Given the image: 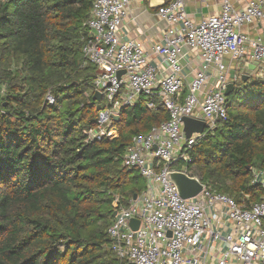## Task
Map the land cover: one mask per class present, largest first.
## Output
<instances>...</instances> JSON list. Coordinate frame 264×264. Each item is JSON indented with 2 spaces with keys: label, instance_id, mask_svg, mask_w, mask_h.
Masks as SVG:
<instances>
[{
  "label": "trees",
  "instance_id": "16d2710c",
  "mask_svg": "<svg viewBox=\"0 0 264 264\" xmlns=\"http://www.w3.org/2000/svg\"><path fill=\"white\" fill-rule=\"evenodd\" d=\"M92 2L0 0V264H124L106 233L113 195L126 204L144 181L120 158L169 115L142 95L120 110L116 138L85 143L103 107L82 56ZM226 99L227 120L192 147L187 173L249 207L264 195L252 183L264 171V85L241 80Z\"/></svg>",
  "mask_w": 264,
  "mask_h": 264
},
{
  "label": "built area",
  "instance_id": "2783aa9c",
  "mask_svg": "<svg viewBox=\"0 0 264 264\" xmlns=\"http://www.w3.org/2000/svg\"><path fill=\"white\" fill-rule=\"evenodd\" d=\"M156 1L164 29L161 42L151 47L152 58L139 43L119 36L128 0H93L85 23L82 56L96 69L92 92L103 103L96 125L84 131L85 143L116 138L113 117L142 95L156 97L169 115L134 136L120 158L122 167L138 171L144 187L126 204L113 195L115 215L106 231L110 250L124 264H264V195L246 207L198 180L200 193L182 199L166 180L173 171L189 176L192 147L227 120L224 93L230 82L239 83L254 65V81L264 85V25L256 37L242 31L264 21V0H249L240 11L223 0L218 15L199 22L188 17L187 0ZM186 61L196 62L188 82ZM5 93L0 82V97ZM45 99L54 104L50 94ZM183 118L203 122V132L186 137ZM252 183L264 190V171L256 172ZM131 220L138 222L136 230Z\"/></svg>",
  "mask_w": 264,
  "mask_h": 264
},
{
  "label": "crops",
  "instance_id": "0c3cea01",
  "mask_svg": "<svg viewBox=\"0 0 264 264\" xmlns=\"http://www.w3.org/2000/svg\"><path fill=\"white\" fill-rule=\"evenodd\" d=\"M234 10L240 11L246 7L249 0H228ZM127 17L119 30V36L123 40H130L139 43L146 52L151 51V47L161 42V32L164 24L159 21L156 11L159 3L156 0H128ZM223 0H187L186 12L188 17L199 22L211 16H216L220 12ZM264 21H260L251 26L242 28L250 37L260 35ZM264 43V40H263ZM150 58L152 55L150 54ZM196 65V62H194ZM193 63L186 61L183 71L185 81L188 82L193 74ZM255 66L249 65L248 70H244V75L250 80H254Z\"/></svg>",
  "mask_w": 264,
  "mask_h": 264
},
{
  "label": "water",
  "instance_id": "95a60500",
  "mask_svg": "<svg viewBox=\"0 0 264 264\" xmlns=\"http://www.w3.org/2000/svg\"><path fill=\"white\" fill-rule=\"evenodd\" d=\"M123 74V71H120L117 73V78H119ZM230 79H233L234 72L230 71ZM247 79L246 75H242V80L245 81ZM234 89V84L230 82L225 90V96H228L229 93H231ZM93 100L100 101V95L99 93H95L93 96ZM114 121L119 120V116H114L113 117ZM204 130V124L203 122L191 119V118H183V131L186 135V137H190L191 134L193 133H202ZM166 180L172 183L178 192V195L182 199H190L195 196H197L200 191L203 189V185L200 184L197 178L188 176L187 174L183 172H169L166 175ZM133 196V198H135ZM115 214H113L114 216ZM130 228L132 230H136L138 227V222L136 220H131L130 221ZM170 235V234H169ZM132 264V263H129Z\"/></svg>",
  "mask_w": 264,
  "mask_h": 264
}]
</instances>
